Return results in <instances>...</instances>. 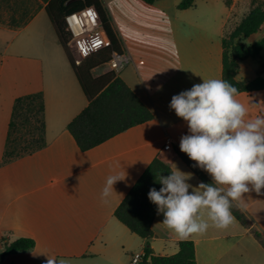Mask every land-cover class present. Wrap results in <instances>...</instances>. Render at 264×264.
I'll list each match as a JSON object with an SVG mask.
<instances>
[{"label": "crops", "instance_id": "crops-1", "mask_svg": "<svg viewBox=\"0 0 264 264\" xmlns=\"http://www.w3.org/2000/svg\"><path fill=\"white\" fill-rule=\"evenodd\" d=\"M47 1L0 0V253L4 244L16 239L34 241L32 250L2 256L0 264H47L48 258L70 264H129L132 255L142 254L145 241L117 221L114 210L155 158L171 170L175 164L182 172H191L176 154L178 150L189 158L179 147L181 137L189 134L188 126L170 108V101L203 79H221L225 24L232 17L237 25L243 14L231 15L232 6L226 7L223 0H195L194 18H187L184 26L197 30L199 43L153 44L145 37L153 29L165 35L172 25L167 0L149 6L139 0H102L113 24L118 20L128 59L117 76L153 118L82 152L67 125L87 100L45 13ZM237 1L250 0L233 3ZM187 10L177 11L187 16ZM262 36L264 25L245 45ZM262 56L264 50L255 59L257 64L253 59L239 62L236 80L248 82L258 73L264 77ZM96 70L94 78L106 72ZM38 93L45 146L2 163L15 99ZM237 98L251 118L264 115V91L239 93ZM166 139L171 141L170 151L162 150ZM125 174L113 185L115 192L107 203L102 202L107 177ZM188 183L201 182L193 174ZM244 198L246 207L238 210L248 228L236 220L226 229L209 227L205 234L186 240L161 223L163 214H156L148 242L153 254L171 256L179 241H192L196 264H264V246L253 235L264 239V189Z\"/></svg>", "mask_w": 264, "mask_h": 264}, {"label": "trees", "instance_id": "trees-1", "mask_svg": "<svg viewBox=\"0 0 264 264\" xmlns=\"http://www.w3.org/2000/svg\"><path fill=\"white\" fill-rule=\"evenodd\" d=\"M68 1L48 0L44 10L87 100V106L67 125V131L77 147L85 152L132 127L151 120L153 116L113 71H107L95 78L92 76L94 70L101 69L110 62L112 55L121 56L125 51L115 31L111 14L103 1L76 0L66 5ZM139 1L146 5H153L160 0ZM194 4L195 0H180L176 8L187 10L193 8ZM224 4L227 7L228 2L225 0ZM87 7L95 9L109 44L101 51L85 58L79 65H75L67 46L70 34L66 29L65 17ZM262 25H264V3L257 4L250 9L232 31L222 38L221 79L229 81L239 90V93L264 91V77L260 73L248 82L236 80L238 63L247 59H255L264 50V36L251 45H245V40L258 33ZM44 146L41 94L16 98L8 123L2 163L35 152ZM176 154L200 182L211 183L207 175L189 158L178 150ZM170 171L171 168L168 165L159 158H155L113 213L117 221L132 234L145 241L140 264L143 262L147 264H196L192 241H179L177 252L171 256H155L148 243L152 238L151 227L157 214V206L148 199V192L151 188L159 190L162 185L157 182V177L160 174L169 175ZM232 213L241 226L249 227L246 217L238 209L233 208ZM253 235L264 246V239L258 233H253ZM33 248V240L19 238L3 245L0 257L24 253Z\"/></svg>", "mask_w": 264, "mask_h": 264}, {"label": "clouds", "instance_id": "clouds-1", "mask_svg": "<svg viewBox=\"0 0 264 264\" xmlns=\"http://www.w3.org/2000/svg\"><path fill=\"white\" fill-rule=\"evenodd\" d=\"M238 95L227 80L203 79L171 98L170 108L188 126L180 151L211 177V183L193 186L188 183L193 173L182 172L174 164L169 175L157 177L160 189L148 192L157 214H163L161 223L181 240L203 235L209 227L228 228L236 221L232 209L246 207L244 195L261 194L264 189V115L251 118ZM125 176L107 177L102 202L107 203L115 192L113 185ZM47 264L70 261L48 258Z\"/></svg>", "mask_w": 264, "mask_h": 264}, {"label": "built area", "instance_id": "built-area-1", "mask_svg": "<svg viewBox=\"0 0 264 264\" xmlns=\"http://www.w3.org/2000/svg\"><path fill=\"white\" fill-rule=\"evenodd\" d=\"M65 24L70 39L67 44L69 52L74 55L75 65H79L85 58L95 54L108 46V39L101 27L98 15L93 7L73 12L65 17ZM128 62L125 55H112L107 64L109 71L118 74L120 69ZM163 151L171 150V141L166 139ZM142 254L131 256L129 264H140Z\"/></svg>", "mask_w": 264, "mask_h": 264}, {"label": "rangeland", "instance_id": "rangeland-1", "mask_svg": "<svg viewBox=\"0 0 264 264\" xmlns=\"http://www.w3.org/2000/svg\"><path fill=\"white\" fill-rule=\"evenodd\" d=\"M167 1H168V5L166 8L168 9V11H167L168 16L170 17V19L172 21V25L170 26V29H167L165 35H161L159 32L157 33L158 30L156 31V29H153L150 32V35L145 37V40L148 43H153V44L154 43H160L161 41H165V42L171 41V42L179 43V44H182V43L187 44L190 42L199 43L197 30H194L193 27L188 28L187 26H184V21H186L187 18H194L193 13L196 11L195 8L193 7V8H190L189 10H187L188 11L187 16H186V14L185 15H179L178 13L180 10L177 11L176 6L175 7L172 6V3L175 0H167ZM226 2H228V5H227L228 8H231V6H232L231 15H237L238 13H242L243 17L249 12L250 9L255 7L257 4L264 3L261 0H250L248 2L237 1L235 4L233 3V0H226ZM144 5H146V4H144ZM147 6H149V5H147ZM33 8H35L34 5H33ZM197 8H198V6H197ZM194 15H195V13H194ZM234 21H236V20H233L232 17H229L227 24H225L224 35H227L229 32H231L232 29L236 26L237 22L235 23ZM114 24H115L114 28L116 26L115 31L118 34V28H117L118 27V20L116 21V23L114 22ZM69 53L72 57L74 56V55H72L71 52H69ZM262 57H264V56H262ZM255 59H253L255 62H253V61L252 62L256 63V64L259 63V61L255 60ZM105 70H106V72L109 71V68L107 65H105L103 68L98 69L96 71H97V73H100V72H103ZM35 125H37V124H35Z\"/></svg>", "mask_w": 264, "mask_h": 264}, {"label": "water", "instance_id": "water-1", "mask_svg": "<svg viewBox=\"0 0 264 264\" xmlns=\"http://www.w3.org/2000/svg\"><path fill=\"white\" fill-rule=\"evenodd\" d=\"M74 1H76V0H69V1L66 3V5H68V4H70V3L74 2ZM1 258H2V256H1ZM143 264H147V262H143Z\"/></svg>", "mask_w": 264, "mask_h": 264}]
</instances>
